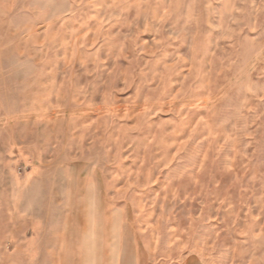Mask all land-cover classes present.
<instances>
[{"label":"rangeland","instance_id":"374dc122","mask_svg":"<svg viewBox=\"0 0 264 264\" xmlns=\"http://www.w3.org/2000/svg\"><path fill=\"white\" fill-rule=\"evenodd\" d=\"M0 264H264V0H0Z\"/></svg>","mask_w":264,"mask_h":264}]
</instances>
